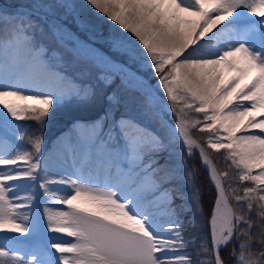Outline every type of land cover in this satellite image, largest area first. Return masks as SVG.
I'll return each mask as SVG.
<instances>
[{"label": "snow or ice", "instance_id": "snow-or-ice-1", "mask_svg": "<svg viewBox=\"0 0 264 264\" xmlns=\"http://www.w3.org/2000/svg\"><path fill=\"white\" fill-rule=\"evenodd\" d=\"M85 4L130 33L116 36L113 45L131 60L143 55L159 77L165 107L175 116L173 139L188 156L198 150L216 190L209 233L199 237L193 220L194 231L186 238L179 215L183 208L173 207L180 194L166 187L175 171L167 160L161 163L171 140L148 132L131 118L118 117L112 109L119 103L115 95L107 97L109 107L99 120L80 129L88 150L74 161L81 172L103 175L102 186L79 173L50 174L47 167L41 168L42 131L48 119L63 102L91 101L96 93L56 71L65 53L49 51L36 38L46 27L63 43L68 34L53 17L65 5L31 0L15 10L0 7V20L11 17L0 35V166H15L0 169V232L20 234L0 240V264H264V118H258L264 117V0ZM220 24L224 27L209 36ZM88 52L78 43L67 54L78 61ZM224 67L242 75L257 74L240 87L241 76L223 82ZM101 79L109 82L107 76ZM154 99L150 97L149 104ZM186 109L203 114L202 120H190ZM25 118L37 122L31 136L15 124ZM199 125V132L213 134L206 139L208 148L225 150L224 160L230 161L229 169L237 170V180L252 184L242 188L243 195L237 194L241 189L230 187L238 210L225 191L229 171L218 172L205 148L192 138L190 129ZM9 133L21 142L27 137L32 150L10 144ZM193 176L191 171L186 174L189 188ZM22 180L42 190V214L31 212L38 198L35 191L9 196L22 186L9 182ZM149 194L157 212L143 206ZM190 207L200 211L198 190L191 194ZM225 251L227 257L222 255Z\"/></svg>", "mask_w": 264, "mask_h": 264}, {"label": "rangeland", "instance_id": "rangeland-1", "mask_svg": "<svg viewBox=\"0 0 264 264\" xmlns=\"http://www.w3.org/2000/svg\"><path fill=\"white\" fill-rule=\"evenodd\" d=\"M6 1L9 2L8 0H4L2 2L7 3ZM20 1V3L23 4L31 2V0ZM52 2H57L59 4L65 5V7L57 8L56 15L53 17V19L59 22L62 27L71 28L76 33L80 32L84 34L91 41L104 47L116 58L124 61V63L128 67L136 70L139 73L144 74L149 79L150 83L154 86V88L164 97L162 86L158 84L159 77L156 76L153 70L148 67L143 55L137 56L135 60H131L128 58L127 55L123 53L122 50L116 48L113 45V39L116 36L122 35L124 37H129L131 36L130 33H127L119 26L112 25L111 21L108 20L106 17L103 20L99 21V23H90L88 21L89 17L104 16L102 14H99L90 5H86L85 1L80 4L78 9L76 8V6H74L72 0H52ZM11 9L15 10V8ZM20 11H25V9H20ZM9 18L11 17H6L4 20H1L2 24H0V27L2 25L6 26L5 22H8ZM223 27L224 25L220 26L219 30ZM219 30H217L216 33H218ZM36 38L40 42H42V44L49 51H51L52 49H56L65 53L64 61L57 64L55 69L56 71L60 72L62 75H65L68 79L75 81L77 84H83L88 87H91L96 93V96L91 101L81 102L71 100L63 102L56 111L55 117L48 119L42 131L43 143L40 153L41 168L47 167L50 174H68L66 170H68L67 168L70 166L68 164V159H70L69 157H71V159L77 158L79 161L83 153L87 152L88 150L86 137L83 135V133L80 132V129L84 125H88L93 121L99 120V118L104 115V112L109 107L107 97L115 95L119 103L112 105V109L118 117L120 115H123L126 118H131L135 122L140 124L141 127L145 128L148 132L163 135L171 140V142L168 143L166 151L162 153L161 163H163L164 160H167L169 162V166L172 167L175 171L174 178L166 185V187H168L170 191H175L180 194L175 198V203L173 207H175L176 205H180L183 208V211L180 212L179 215L182 224V229L185 232L186 238L189 234L194 231L193 220L196 221L195 231L197 232L198 236L206 237L209 233V229L207 221H205V216L202 212L203 210L201 206L200 211H197L195 208L190 207L191 194L193 191L197 190V186L194 181V178L191 181L192 187L189 188L188 186L186 174L190 170L185 164V158L183 156L185 151L183 149V146L176 139H173V137L166 131L159 118L146 108L145 99L143 95L140 94L137 90L129 88L117 76H114L112 74L108 75L98 73L92 69H89L87 66H85L79 61H73L64 50H62L60 47L56 46V44L53 43V41L47 36V34L43 30L38 31L36 33ZM132 39L135 40L134 37H132ZM207 39L208 37L205 40ZM201 43H203V41ZM237 66L243 67V64L241 62H238ZM105 76L108 77L109 82H105V80L101 79V77ZM249 83H245V85ZM145 89L146 88L142 90L145 92ZM155 104L157 106H160L161 108H163L164 106V104L159 98H155ZM176 106L177 108L181 107L182 102L178 103ZM186 111L188 112V118L190 120H202L203 114L196 113L194 109H186ZM168 114L169 113H167V115ZM171 116V120H173L174 117L172 114ZM15 124L18 127L25 129L29 136L36 132L37 122L34 119L25 118L22 120H17L15 121ZM201 126L203 125H199L197 126V128H192L190 129V131L198 135L199 137H202L205 145L207 146L206 139L208 136L213 134L209 132H199L198 128ZM252 131L258 132L259 130L254 129ZM240 134L242 133H238V135ZM0 135H3L2 129H0ZM8 135L11 137V133H9ZM9 143L20 145L22 148L29 151L32 150L27 137L22 142L17 137H11ZM220 151V155L223 158V164H225L227 168L226 171H229V176L226 179L227 183L229 184L228 195L230 197V201L233 205L234 210H238L236 208L235 201L232 199L233 194L230 192V187L241 189V191H239L237 194L243 195L242 188L244 186H252V184L249 181H245L244 183L246 184L244 186L241 185V182H239L236 178L237 170L234 168L229 169L228 164H230V161L225 162L224 160V157L227 155L226 151L223 149H221ZM72 165L76 166L78 170H80L79 163H72ZM12 167L15 166H0V169L6 170L7 168ZM20 167H25V165L21 164ZM88 171L89 175L82 174L83 177L91 181L93 185L102 186L104 183L103 175L97 174L95 171ZM41 175H43V173H41ZM232 176L234 178H232ZM9 183L22 185L18 189H14L12 193H9L10 197H23L27 193L35 191L38 194V198L34 202L31 212L33 215H35L37 212H40L42 214L44 201L46 198L42 195H39L42 190L38 189V187H33L34 182L22 180ZM53 187L63 189V186L60 185H54ZM49 206L57 210H66V206L64 205L51 204ZM143 206L146 207L149 211H158L155 199L150 194L144 200ZM21 211H28V209H21ZM253 214H255V211ZM187 222L188 225L186 226ZM48 235L55 236L57 238H63L66 240L72 239L71 237H67L65 234L59 233H49ZM17 236H20V234L11 232H0V240L4 239L5 237Z\"/></svg>", "mask_w": 264, "mask_h": 264}, {"label": "bare ground", "instance_id": "bare-ground-1", "mask_svg": "<svg viewBox=\"0 0 264 264\" xmlns=\"http://www.w3.org/2000/svg\"><path fill=\"white\" fill-rule=\"evenodd\" d=\"M85 0H72V2L74 3V6H76V8L78 9L80 4L83 3ZM105 17H98V16H92V17H89L88 18V21L90 23H99V21L103 20ZM231 19V18H230ZM11 21V18L8 19V22ZM228 23L227 21L224 22V24ZM0 24H2V21L0 20ZM111 24L112 25H116V26H119L118 24H115V22L111 21ZM224 24H220V25H217L216 28L213 29L212 33H209L208 35H212L214 33H216L217 30H219L220 26L224 25ZM9 26H10V23H9ZM6 26L2 25L0 27V35L1 33L3 34V30L5 29ZM207 38V36L205 37V39ZM202 42V41H201ZM128 71V69H126ZM124 73V71H123ZM123 73L121 72V75H123ZM222 79H223V82L224 83H227L229 81L230 78H235L236 76H241V80H240V87L244 86L245 83H249L252 79V76L253 75H256L257 73H252L250 75H241V73H236L235 71H228L226 69V67L222 68ZM124 76V75H123ZM147 87H151L150 84H147ZM174 125H172V129L174 128ZM74 161H77V160H72L70 161L69 163L71 162H74ZM78 162V161H77ZM68 170H66L68 172V174H73V173H80V170H78V168L76 166H69L67 168ZM89 172L86 170L83 172V174H88Z\"/></svg>", "mask_w": 264, "mask_h": 264}, {"label": "trees", "instance_id": "trees-1", "mask_svg": "<svg viewBox=\"0 0 264 264\" xmlns=\"http://www.w3.org/2000/svg\"><path fill=\"white\" fill-rule=\"evenodd\" d=\"M190 163L194 166V168L196 169L197 173L200 175V168H199V163H198V160H197V156H196V153L193 151V154H192V159L190 160ZM201 178L203 179V181H205V178H203V176H201ZM207 191H211L209 187L206 188ZM207 199L209 202H211V199H212V195H207Z\"/></svg>", "mask_w": 264, "mask_h": 264}]
</instances>
